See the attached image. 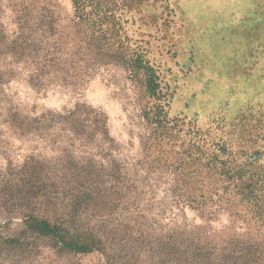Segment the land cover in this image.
<instances>
[{"label": "rangeland", "instance_id": "374dc122", "mask_svg": "<svg viewBox=\"0 0 264 264\" xmlns=\"http://www.w3.org/2000/svg\"><path fill=\"white\" fill-rule=\"evenodd\" d=\"M88 1L84 16L72 0H0V237L13 239L18 249L12 262L0 264L105 262L99 251L67 252L26 232L23 218L34 207L27 209L33 195L35 215L70 217L120 256L132 257L130 264H180L176 250L165 255L155 248L190 243L198 227L239 239L251 262L264 264V192L239 195L220 181L216 165L187 160L183 151L190 150L176 132L156 142L145 115L158 120L160 132L168 128L165 116L184 118L190 129L211 128L209 148L218 134L211 115L228 109L207 105L205 96L221 90L217 102L224 101L231 96L228 83L243 81L247 92L264 91V0ZM25 14L28 28L21 30ZM39 30L65 33L71 44L80 30H119L124 48L143 47L159 70L166 111L143 97L130 70L97 57L87 36L85 62L36 83L32 65L9 48ZM77 104L105 114L107 138L90 124L61 123L59 115ZM238 104L230 108L232 118L247 107L245 100ZM228 144L236 146L237 165L257 159V175L264 172L259 144L236 137ZM145 147L156 150L147 154Z\"/></svg>", "mask_w": 264, "mask_h": 264}, {"label": "trees", "instance_id": "16d2710c", "mask_svg": "<svg viewBox=\"0 0 264 264\" xmlns=\"http://www.w3.org/2000/svg\"><path fill=\"white\" fill-rule=\"evenodd\" d=\"M72 2L77 14L85 16L90 2L88 0H72ZM26 17H28L27 14L22 15L19 19L21 30L28 28ZM80 35V39H74L73 42L75 43L71 44L65 33L57 35L54 30L32 31L29 34H22L16 42H13L9 51L12 55L18 56L19 60L26 59L34 71L32 79L36 83H42L44 78L52 73L62 71L66 74L69 73V67L74 68L76 64L85 62L87 49L84 38L87 36L90 47L97 57H102L103 60L109 59L111 62L123 65L130 70L131 76L144 91L143 97L148 98L149 102H153L154 105L156 103V109L159 113L166 111L163 103L169 100L167 94L162 92L159 70L147 59L146 50L143 47L134 50L129 47L125 49L123 36L120 35L119 30H103V32L101 30H80ZM21 39L22 45L18 46ZM35 75L36 77H34ZM233 83H228L231 96L229 98L223 97L224 101L217 102L221 90L217 93H209L204 98L209 106L215 102L217 106H221L220 110L228 109L227 113L210 114L213 116L211 118L212 123L218 125L216 128L218 134L215 135V139H213L215 142L209 148H206L205 145L207 133L210 132L209 129L211 128L208 129V132L202 131L200 128L190 129L191 122H186L184 118L175 117V119H171L169 116H165L168 128L160 132L156 127L158 120L151 119L147 112L145 115L153 130L152 136L156 137V142L167 140V137L175 132L182 135V147H187L190 150V152L183 151L187 160H198L216 165L218 167L217 175L220 176L221 182L233 184L239 195L254 197L252 192L256 196L259 191L264 192V172L257 175L258 170L254 168L255 163L259 160L249 161L246 159L245 162L237 165L236 161L239 160L234 156L236 152L234 147L236 146H230L228 142L236 137L240 144H243V141L252 142L259 144V149H264V129L260 126L264 122V91H254L252 94V92H247L249 89L248 82L234 83L235 86L232 87ZM67 85H73V82H67ZM244 100L247 107L239 110L238 116L232 118L230 108L239 105L238 103ZM82 115L86 116L85 119H82L83 122L80 120ZM59 116L62 119V124H69L75 128L81 127L83 124H90L96 132H101L104 138L108 137L107 117L89 106L77 104L73 111H68L65 115ZM90 116H93L94 119L90 120L88 118ZM231 119L234 120L230 123L226 122ZM144 150L148 154L156 148L145 147ZM262 168L264 169V167ZM247 170L251 173L250 177H248ZM36 198L35 195L31 197L32 202L27 204L29 205L27 209H30L32 205L36 207L38 203ZM34 207L29 210L28 215L24 216L23 225L26 232L36 236V238L52 240L62 250L76 254L99 251L104 256V264H130L133 259L132 257L126 259L120 256L114 248L108 245L107 241L101 240L98 236L95 237L89 232H83L81 226L70 217L55 214L52 219L44 218L34 214L36 211ZM192 234L193 237L189 240L193 241L190 243L185 241L183 246L180 245L176 248L175 242L168 241L159 244L155 249H159L165 255L176 250L174 253H178L180 264H254L248 258L249 253L239 239L219 238L218 235L204 227H198ZM13 243L14 240L11 238L0 237V262L13 261L12 253L18 250L13 246Z\"/></svg>", "mask_w": 264, "mask_h": 264}, {"label": "bare ground", "instance_id": "6f19581e", "mask_svg": "<svg viewBox=\"0 0 264 264\" xmlns=\"http://www.w3.org/2000/svg\"><path fill=\"white\" fill-rule=\"evenodd\" d=\"M229 49H230V48H229ZM223 85H224V84H223ZM223 85H222V86H223ZM214 103H215V102H214ZM237 103H238V102H237ZM216 104H217V103H216Z\"/></svg>", "mask_w": 264, "mask_h": 264}]
</instances>
